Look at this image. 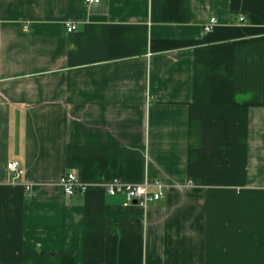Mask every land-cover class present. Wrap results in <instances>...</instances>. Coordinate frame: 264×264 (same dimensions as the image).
Wrapping results in <instances>:
<instances>
[{
    "label": "crops",
    "instance_id": "1",
    "mask_svg": "<svg viewBox=\"0 0 264 264\" xmlns=\"http://www.w3.org/2000/svg\"><path fill=\"white\" fill-rule=\"evenodd\" d=\"M0 264H264V0H0Z\"/></svg>",
    "mask_w": 264,
    "mask_h": 264
},
{
    "label": "built area",
    "instance_id": "2",
    "mask_svg": "<svg viewBox=\"0 0 264 264\" xmlns=\"http://www.w3.org/2000/svg\"><path fill=\"white\" fill-rule=\"evenodd\" d=\"M99 0H86V3H97ZM244 17H240V22L244 21ZM218 24L216 18H212L204 27L206 32H211ZM68 32L76 30L74 24H70L67 27ZM8 170L13 172L16 176H21L24 170L18 161H12L8 163ZM67 196H72L77 190L84 191L85 185L79 182L74 171H71L64 175L60 181ZM161 185L159 183L146 182L143 184H128L122 180L115 178L106 185V192L110 195L123 194L129 202L136 201L137 204L147 207L151 202L160 200L163 197L161 191L158 190Z\"/></svg>",
    "mask_w": 264,
    "mask_h": 264
},
{
    "label": "water",
    "instance_id": "3",
    "mask_svg": "<svg viewBox=\"0 0 264 264\" xmlns=\"http://www.w3.org/2000/svg\"><path fill=\"white\" fill-rule=\"evenodd\" d=\"M134 203H137L136 201H134Z\"/></svg>",
    "mask_w": 264,
    "mask_h": 264
}]
</instances>
